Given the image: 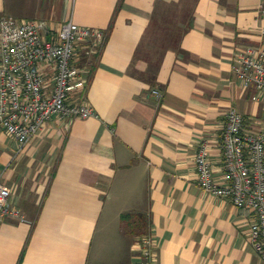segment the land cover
<instances>
[{
  "label": "crops",
  "instance_id": "0c3cea01",
  "mask_svg": "<svg viewBox=\"0 0 264 264\" xmlns=\"http://www.w3.org/2000/svg\"><path fill=\"white\" fill-rule=\"evenodd\" d=\"M261 6L0 0V17L108 33L86 90L97 117L55 115L23 147L0 128V182L25 216L0 221V264H137L147 232L156 264H264L250 239L252 213L205 191L196 166L206 145L215 179L229 182L223 130L232 107L246 132L264 131V95L233 69L236 51L264 44ZM160 27L188 30L174 47ZM87 64L81 53L78 66Z\"/></svg>",
  "mask_w": 264,
  "mask_h": 264
},
{
  "label": "built area",
  "instance_id": "2783aa9c",
  "mask_svg": "<svg viewBox=\"0 0 264 264\" xmlns=\"http://www.w3.org/2000/svg\"><path fill=\"white\" fill-rule=\"evenodd\" d=\"M261 13L264 16V0ZM107 35L105 29L73 20L53 32L37 19L0 17V128L23 147L55 115L68 119L97 117L86 90L94 57L97 55L98 60L101 55ZM81 53L87 57L84 68L78 66ZM233 69L244 85H254L264 95V44L236 51ZM244 122V114L236 107L228 111L223 155L229 182L221 184L215 179L206 145L196 155L198 180L205 191L229 198L239 209L252 213L250 239L264 260V131L246 132ZM11 198V188L0 182V221L25 220ZM138 244L137 264H156L154 235H140Z\"/></svg>",
  "mask_w": 264,
  "mask_h": 264
},
{
  "label": "trees",
  "instance_id": "16d2710c",
  "mask_svg": "<svg viewBox=\"0 0 264 264\" xmlns=\"http://www.w3.org/2000/svg\"><path fill=\"white\" fill-rule=\"evenodd\" d=\"M154 23H156V22H154ZM153 25H155V24H153ZM153 29H154L153 26L150 27V30H148V34H151V32L154 31ZM187 30H188L187 28L186 29H182V28H173V27H168V28L167 27H160V28H157V35L158 36L168 35L170 38L173 39V43H169L168 45L169 46L178 47L180 45L179 43H180L181 37L183 36V34ZM150 39L153 40V38H150ZM143 44L145 45V42L142 41V43L140 45V48L138 49V55L141 52V50L145 49ZM163 44L164 45H162V46L165 47L166 43H163ZM99 57L100 56H98V59H99ZM148 60H150L153 65H155L156 62H157V60H155V59H148ZM158 62L160 63V60ZM97 63H98V60H97V55H96V57H94V62L92 63V73L94 72L95 67L97 66Z\"/></svg>",
  "mask_w": 264,
  "mask_h": 264
}]
</instances>
